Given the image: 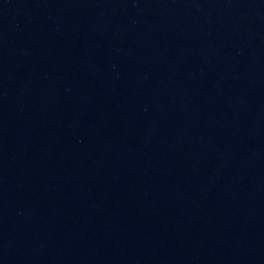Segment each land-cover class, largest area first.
<instances>
[{"label":"water","instance_id":"water-1","mask_svg":"<svg viewBox=\"0 0 264 264\" xmlns=\"http://www.w3.org/2000/svg\"><path fill=\"white\" fill-rule=\"evenodd\" d=\"M0 264H264V0H0Z\"/></svg>","mask_w":264,"mask_h":264}]
</instances>
